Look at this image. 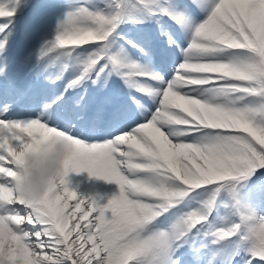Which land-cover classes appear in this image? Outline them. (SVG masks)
<instances>
[{
  "label": "snow or ice",
  "instance_id": "obj_1",
  "mask_svg": "<svg viewBox=\"0 0 264 264\" xmlns=\"http://www.w3.org/2000/svg\"><path fill=\"white\" fill-rule=\"evenodd\" d=\"M0 264H264V0H0Z\"/></svg>",
  "mask_w": 264,
  "mask_h": 264
},
{
  "label": "clouds",
  "instance_id": "obj_2",
  "mask_svg": "<svg viewBox=\"0 0 264 264\" xmlns=\"http://www.w3.org/2000/svg\"><path fill=\"white\" fill-rule=\"evenodd\" d=\"M70 154L63 141L54 140L43 150L27 155L25 163L13 177L17 197L25 202L40 200L53 182L61 178Z\"/></svg>",
  "mask_w": 264,
  "mask_h": 264
},
{
  "label": "bare ground",
  "instance_id": "obj_3",
  "mask_svg": "<svg viewBox=\"0 0 264 264\" xmlns=\"http://www.w3.org/2000/svg\"><path fill=\"white\" fill-rule=\"evenodd\" d=\"M24 86L25 85L23 82H21V84L19 85V87H24ZM35 90H36V86H32V91L34 92ZM77 179H78V181H75V182H77L79 185H78V188L75 189V191L80 196L87 197L88 194H89V196L99 195L103 198V199H101L100 202L106 203L107 198L111 197L114 193H118V188L114 183H108L102 179L90 177L87 172H82V173L77 174ZM71 185L72 184H70V186ZM86 185L88 186L89 193H87V191H86V189H87ZM73 190H74V188H73Z\"/></svg>",
  "mask_w": 264,
  "mask_h": 264
},
{
  "label": "rangeland",
  "instance_id": "obj_4",
  "mask_svg": "<svg viewBox=\"0 0 264 264\" xmlns=\"http://www.w3.org/2000/svg\"><path fill=\"white\" fill-rule=\"evenodd\" d=\"M76 175V176H75ZM72 176V177H71ZM76 178H75V177ZM74 178V179H73ZM77 179V174L76 173H69V175H68V177H67V180L69 181V187L71 188V190H73V188H74V190L76 189V188H78V183L77 182H75V181H78V179ZM73 180V181H72ZM70 184H72L71 186H70ZM76 186V187H75ZM87 186V185H86ZM85 186V187H86ZM87 189H86V191H87V193H89V189H88V186L86 187ZM87 196H89V194L87 195Z\"/></svg>",
  "mask_w": 264,
  "mask_h": 264
}]
</instances>
